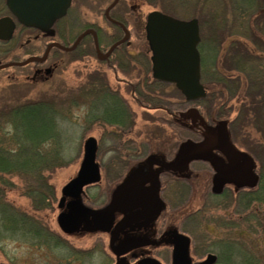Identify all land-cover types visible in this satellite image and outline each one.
I'll return each instance as SVG.
<instances>
[{
  "label": "flooded vegetation",
  "instance_id": "flooded-vegetation-1",
  "mask_svg": "<svg viewBox=\"0 0 264 264\" xmlns=\"http://www.w3.org/2000/svg\"><path fill=\"white\" fill-rule=\"evenodd\" d=\"M6 1L0 0V19L12 18L15 29L10 40H0V71L15 69L18 73L17 78L22 76L25 77L26 82H31L37 77L42 78L49 74L52 54L62 53L63 58H66L67 55L78 52L80 58L95 57L105 63L116 78L118 66L125 67V59H130L131 54L122 49L124 46L128 47V42L120 43L108 53L112 46L124 38V31L127 30L125 21L121 17L123 11L120 13L114 11L119 4L118 1L108 13V17L115 23L109 19L105 20L118 28L120 35L112 36L108 47L105 48L100 44V30L94 29L96 39H92L94 45L92 52L89 44L82 48L83 40L91 36L88 34L72 50L62 51L51 48L44 62L24 64L31 57H41L52 42H58L65 47L69 45L63 40L52 39L47 34L18 24L9 13ZM124 11L126 13L125 8ZM197 21L200 26V21L198 19ZM239 30L240 32L236 30V35L230 32L224 34L219 57L244 56L242 44L254 45L251 29L245 30L241 27ZM78 37L79 35L70 46ZM234 39L240 43L234 47L236 50H231ZM211 43L212 41L206 45V55L209 57L213 56L215 48H212ZM257 43L254 45L252 56L256 55L258 50ZM209 45L211 48H208ZM9 63L14 65L2 68ZM139 69L142 70V67ZM143 71L144 74H148L149 68L144 67ZM116 83L128 86L124 82ZM142 85L141 97L134 100L141 106L142 111L143 109L145 112L148 111L149 106L157 113H161L162 119L167 118L168 124L176 122L188 127L181 120L185 118L171 111L170 106L168 107V98L160 90L156 92L151 90L152 93H149L150 85L146 83V79L143 84H139V87L141 88ZM151 86L172 85L152 83ZM226 91L228 93L227 88ZM156 93L159 94L155 95ZM110 98L112 106L106 120L108 124L99 122L97 124L102 129L108 127V131L104 129L103 137L108 135L110 139L119 140V142L114 141L113 146L108 150L109 160L115 166H100L97 160L99 143L96 140L95 163L99 170L97 183L82 187L76 196L64 195L62 190L58 198L47 192L42 194L38 203L35 201L33 205L31 203L33 212L30 214V222L36 232L32 233L29 241L30 247L40 254V257L36 258L37 264H229V257L233 256L231 252L239 254L243 261V237L242 230L238 226L239 218L238 215L230 216L228 208L237 192L234 187L241 188L254 179L247 165L239 163L236 157L239 149L235 147L234 138L243 140V135L246 133L233 132L228 115L225 116L221 112L216 114L212 100L209 98L204 102L206 110L209 111V121H205V130H200L201 126H194L190 129L191 137L187 141L179 142L175 147L174 144L170 147L167 144L163 154L160 151L151 152L149 148L146 152L143 143L146 144L147 137L143 140V129L139 136L131 135L135 115L128 103L118 92L110 93ZM225 117L226 119H222ZM126 137L134 139H130L128 144L124 140ZM164 138L168 140V137ZM137 139L141 140L136 142ZM163 143L165 144V141ZM188 143L194 148L191 152L187 151ZM241 147L244 148V145L241 144ZM172 148H174L173 153H171ZM207 152L211 158L187 157L189 154ZM197 164L207 166H196ZM221 169H225L226 173L224 174ZM245 171L246 182H244ZM229 174L233 175L234 179L228 180ZM101 182L109 187L108 191L101 189ZM126 187H130L127 195L122 198L117 197ZM73 208H76V213H81L79 217H76ZM99 212L107 214H105L104 230L98 229L93 221V214ZM52 213L56 214L53 224L55 229L48 224L52 220ZM253 213L259 216V212ZM61 215L72 217L70 221H73L75 226L72 232L65 231L61 225ZM105 220L101 219V222ZM19 227V217L12 220L0 218V264H20ZM40 232H42L41 236L37 234ZM89 236L92 238L91 242ZM42 252L44 257L41 256Z\"/></svg>",
  "mask_w": 264,
  "mask_h": 264
},
{
  "label": "rangeland",
  "instance_id": "rangeland-1",
  "mask_svg": "<svg viewBox=\"0 0 264 264\" xmlns=\"http://www.w3.org/2000/svg\"><path fill=\"white\" fill-rule=\"evenodd\" d=\"M234 1L235 0L119 1L120 3L114 11H118L119 13L123 11L122 14L124 17L122 14L121 17L125 21L126 28L130 32V43L128 47L124 46L122 49H125L126 52L131 55L130 59H125V62L123 61L125 67L121 65L118 66L116 78H114L112 72L108 70L105 63L97 60L95 57L80 58L78 52H76L69 54L73 55L72 57L69 56L68 58L67 55L66 58H63L60 61H54V54H52L49 61L50 65L48 64L51 68L49 74L42 78L37 77V79L28 83L29 85L25 81V77L21 76L17 78L16 75H18V73L15 69L8 67L9 69L0 71V91L6 90L10 87L23 90L24 88L22 87L28 85L31 92L29 95L27 94L28 96L26 95V98L24 99H33L34 101L43 90H46V96H48V94L51 93V90H53L52 88H55L58 82L63 81L65 89H77L80 86H84V79L89 74L94 72L102 73L109 86L107 90H102L100 87L95 94V98H99L101 94L100 92L103 91L107 95L109 92H118L121 98L126 100L128 106L135 115V121L131 127V135L139 136V133H141V130L143 129V140L147 137L146 144L143 143L145 151L147 152V148H149L151 149V152L157 153L160 151V153L162 152L163 154L167 144L169 147L171 144H174L173 147H175L177 143L187 141L191 137L190 129H193L194 126H201L200 130H205V121H209V111L206 110L204 105L205 100L187 103L183 96L172 86H150L148 87V91L154 90L156 92L157 90H160V92L168 98V107L170 106L171 111L177 116L185 118L184 120H181L183 123L187 124V128L175 121L174 124H168L167 118L162 119L160 116L161 113H157L149 106L147 108L148 111H146L147 113L145 112V109L142 111L141 106L134 101L135 98L139 99L142 94L141 92H143V85L140 88L139 84H143V75L145 73L143 71L144 67L150 69L151 54L148 51L144 33L145 16L152 12L154 8L181 20H189L196 15L195 18L200 21L199 29L202 43H200L199 46L201 57L203 58L201 59L202 84L204 85L207 94H215V92L221 91L224 97L219 103L222 105H219L220 107H213L215 109L214 112L216 114H220L221 112L225 114V116L228 115V120H233L232 118L235 117L236 114L234 111H231V107L236 106L237 100L230 92V87L231 89H235L232 88L231 78L228 77L230 76V73H224V75H221L223 79L221 83L222 86L225 83V87L228 89L227 93L226 89H220V86H218L219 83L215 81L218 79V75L211 76V73L213 72V58L212 56L209 57L206 55V45L208 42L212 41V24L218 26L220 21H224V18L229 17V19H231V16L235 17L236 13H239L236 9L237 5L233 4ZM111 2L112 0L73 1L67 16L54 26L56 32V36L54 37L55 40H63V42H67L70 46L72 41L81 33L87 30H93L95 32L97 29L100 30V44L105 48L108 47L112 40V36L120 35V30L105 20V11ZM241 3L244 5V0H242ZM238 5L240 6L241 4ZM245 5L248 6L247 4ZM132 6H134V9L129 13V9ZM124 8L126 9V13ZM219 27V36L229 32L233 34L237 29L240 32L238 26L231 24L230 21H228L226 25L222 26L221 24ZM259 27V29L262 28L261 25H259ZM261 30L264 32L263 29ZM235 37L236 36H234V38ZM92 39V36L86 37L82 42V48L83 46L84 48L87 47L89 44L92 52V50H94ZM211 46L214 48L213 45ZM211 46L209 45L208 48H211ZM256 49L259 50L258 47H256ZM244 60V56H237L236 59L232 60V63L226 62V65H224L226 68L235 70L239 73L240 77H238L237 83V86H240L239 92L241 93L239 94V99H242L243 93L246 95V90L247 92L253 90L252 81L257 75V72L250 70V67L253 65L256 67L258 66V63L261 67L264 63L263 59L258 60L259 62L256 58L247 62ZM31 67L34 68L35 66ZM135 67L136 69L134 70ZM140 67H142V70L139 69ZM148 74L150 76V72H148ZM234 74L235 73H232V75ZM116 82H124L127 83L128 86L119 85ZM255 90H257V86ZM155 95H157V93ZM78 102L79 104L75 105V107H72L70 110V112H72L70 118L62 120V123H60V130L63 132L62 135H64L62 136L64 144L61 159L53 166H45V168L44 166L40 167L41 170L37 174L33 172L34 177L23 176L19 173L6 177L13 188L7 189L5 185H1L0 194L4 197L3 202L5 204H11L13 209L15 208L20 211H25L26 214L29 215L32 214V199L30 195H28L27 190H25V188L32 183H34L33 186H40L43 194L48 192V194L56 195L59 198L64 187L77 178L80 171V164L84 158L85 144L89 138H95L99 143L97 160L100 163V166H115L109 160L110 152H108V150L113 146L114 141L119 142V140L110 139L108 135L103 137L104 129L108 131V127L105 126V128L102 129L98 127V122H93L88 117L89 120H87L85 116L89 111H87L86 106L82 105V101L79 97H77L76 103ZM190 110H194L195 115L188 117L187 114ZM97 114H99V112H97ZM222 119H226V117ZM254 122L255 123L249 125L248 135L243 137V140L234 138L235 147L239 149L240 152H238L239 154L236 153L237 160L239 163L247 165V169L254 179L241 188L237 186L234 187L237 192L234 194V201L228 208V211L230 216L236 217L238 215L239 218L238 226L240 230H242L243 237V261H241L239 254L236 255V252H231L233 253V256L229 257V264H264V190H262L261 187L262 183H264V119H261L260 121L255 120ZM150 133H152V135ZM164 137H168V140ZM174 137L175 139L173 140ZM130 139L134 138H124L126 141L125 143L130 142ZM140 140L141 139H137L136 142H139ZM163 141H165V144ZM241 144L244 145V148L241 147ZM173 149L174 148L171 149V153L174 152ZM196 166L207 165L197 164ZM100 187L103 191H108L109 189V187L103 182L100 183ZM96 191L97 188L95 192ZM253 191H255V195H253ZM227 195L228 198H230V193ZM260 210L263 211L261 215L262 217L260 214L258 216L253 213L255 211L259 212ZM18 212L19 211H14V215H18ZM1 215L0 212V216ZM55 216L56 214L52 213V220L51 222H48L49 226L53 229H55L53 225L55 223ZM30 237L31 235L25 236L19 229L18 249L20 264H37L36 258L40 257V254L35 252L33 247H30V241H28V238ZM90 237L91 236H89V242H91L92 239ZM41 256L44 257L43 252Z\"/></svg>",
  "mask_w": 264,
  "mask_h": 264
},
{
  "label": "trees",
  "instance_id": "trees-1",
  "mask_svg": "<svg viewBox=\"0 0 264 264\" xmlns=\"http://www.w3.org/2000/svg\"><path fill=\"white\" fill-rule=\"evenodd\" d=\"M127 1L133 2V0H125V2ZM241 1L242 0H235L233 2V4L237 5L236 9L239 12L236 13L235 17L231 16V19H229V17L224 18V21H220L218 26L212 24V45L214 44V47H216L213 49V72L211 76L218 75V79L215 81L219 83L218 86H220V89H226L225 83L222 86L221 82L223 79L221 75L230 73L228 77L231 78L232 88H235L231 89L230 87V92L237 100L236 106L231 107V111L237 112L235 115L236 117L230 120V127L233 132L246 133L243 135L246 137L249 132V125L255 123V120L260 121L264 119V63L261 67L259 63L256 67L254 65L250 67V70L257 72V75L252 81L253 90L250 92L246 90V95L243 93L242 99H239V94H241L239 92L240 86H237L238 77H240L239 73L224 66L226 62L232 63V60L236 59L237 56H230L229 58L218 56L224 43V35L219 36V26L221 24L222 26L226 25L227 22L230 21L231 24L237 25L239 28L243 27L245 30L250 28L252 38L254 39V45L256 42L260 45L259 46L258 43L256 44L259 50H256V55L252 56L255 46L251 45V43H241L243 45L242 50L245 51L244 61L247 62L255 58L257 61L260 59L264 60V36H262L264 32L261 30H264V0H244V3L248 6L245 4L242 5ZM120 2H122V0H120ZM238 4L241 5L239 6ZM132 9H134V6L130 7L129 13ZM259 25H261V29H259ZM234 35H236V32ZM238 43L240 42L234 39V42L231 43V50H236L234 47H236ZM69 56L72 57L73 55H68V58ZM62 59V53L54 54V61H60ZM201 59L203 58L201 57ZM232 73L235 74L232 75ZM143 78V82H145L146 79V83L150 86L154 83L150 79L149 74H144ZM84 80V86H80L77 89H65L63 81L58 82L56 87L52 88L53 90H51L48 96H46V90H43L34 101L33 99H24L26 95H29L31 92L28 86L30 82H27L28 85L22 87L24 88L23 90L10 87L0 91V187L1 185H5L7 189L13 188L6 178L9 177V175L19 173L23 176L34 177L33 174H37L41 170L40 167L44 166L45 168V166H53L61 159L64 144L62 136L64 135H62L63 132L60 130V123H62V120L70 118L72 113L70 110L72 107L79 104V102L76 103L77 97L81 99L82 105L86 106L87 111H89L85 116L86 118L88 117L93 122L108 124L106 120L112 106L111 102H109L111 101L110 92L108 95L105 94L104 91L100 92L99 98H95V94L100 87L102 90L108 89L105 76L102 73L94 72L89 74ZM31 86L33 87L32 84ZM256 86L257 90H255ZM148 92L152 93L151 90ZM223 97L220 91L215 92V94H207L205 99L207 100L210 98L212 100V107H220L222 104L220 105L219 101H221ZM97 112H99V114H97ZM88 118L87 120H89ZM33 185L34 183L25 188L28 195L33 199L32 205L34 201L38 203V199L43 194L40 186ZM261 187L262 190H264V183H262ZM252 193L255 195V191ZM3 199L4 197L0 194V212L2 214L0 218L3 220H12L19 217V229L21 232L24 233L25 236H32V233L36 232V230L30 222V215L26 214L25 211L13 209V206L11 204H5ZM14 211H19L18 215L15 216ZM259 212L261 216L263 211L260 210ZM37 234L41 236L42 232ZM30 238H28V241Z\"/></svg>",
  "mask_w": 264,
  "mask_h": 264
},
{
  "label": "water",
  "instance_id": "water-1",
  "mask_svg": "<svg viewBox=\"0 0 264 264\" xmlns=\"http://www.w3.org/2000/svg\"><path fill=\"white\" fill-rule=\"evenodd\" d=\"M72 0H7L6 6L15 18L16 22L26 28L35 29L41 33L52 36L54 34L53 27L57 21L64 18L70 8ZM118 0L107 8L105 16L108 18V13ZM115 23L113 20H111ZM15 29V22L10 17L0 19V40L8 41L11 39ZM145 39L151 52L152 77L154 80L174 84L178 91L184 96L188 102H196L205 97V91L201 84L200 73V55L198 45L200 42L199 27L196 19L183 21L175 19L168 15L157 11L150 12L146 16L144 27ZM92 34L95 38L93 30L85 31L70 48H65L57 43H52L48 46L42 57H31L24 64L32 62H44L51 48L56 47L62 50H72L77 43L85 35ZM129 39V34L125 31V37L110 48V53L114 47ZM96 42V40H95ZM14 64H6L4 67H9ZM195 115L194 110H190L187 116ZM192 144H187V151L194 150ZM95 140L89 138L85 144V153L83 161L80 165V171L74 180L69 182L63 189L64 195L76 196L82 187L96 183L99 180V170L94 163ZM206 157L211 158L207 153L188 155L190 158ZM225 174V169H221ZM228 180L234 179L233 175L227 176ZM247 181V172L244 173V182ZM218 187V184H217ZM130 187H126L118 193L117 197H125L129 192ZM76 213V208H73ZM106 213H94L93 221L98 229L104 230L106 226ZM81 213L77 212L76 217ZM69 218V219H67ZM72 217L60 216V223L67 232H72L75 229ZM104 219V222H101ZM71 223V224H70Z\"/></svg>",
  "mask_w": 264,
  "mask_h": 264
}]
</instances>
